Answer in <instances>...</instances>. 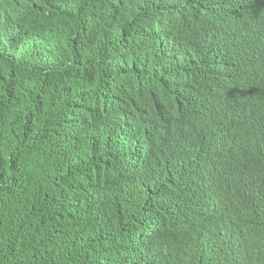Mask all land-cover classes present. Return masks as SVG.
Wrapping results in <instances>:
<instances>
[{
  "label": "trees",
  "instance_id": "obj_1",
  "mask_svg": "<svg viewBox=\"0 0 264 264\" xmlns=\"http://www.w3.org/2000/svg\"><path fill=\"white\" fill-rule=\"evenodd\" d=\"M121 1L69 0L68 22L50 39L60 45L44 46L38 57L12 47L15 35L1 47H12L16 56L3 50L0 65V264H264V193L244 177L251 209L232 221L208 216L217 175L213 183L206 178L183 138L185 146L180 137L172 145L166 133L164 140L145 142L175 155L170 165L176 171L154 190V205L134 206L122 189L125 178L145 166L131 149L145 136L135 128L139 108L155 99L154 120L180 117L188 131L190 111L197 112L205 96L181 83L182 75L212 80L229 73L244 36L264 39V2L238 0L256 15L227 44L194 27L204 43L178 70L169 44L189 32L193 14L231 0H158L153 12L150 0L146 14L142 0H126L127 11ZM261 56L264 69V47ZM124 99L137 107L122 113ZM244 152L253 154L250 167L264 165V136L238 134L233 156ZM193 175L205 179L196 195L189 193Z\"/></svg>",
  "mask_w": 264,
  "mask_h": 264
},
{
  "label": "clouds",
  "instance_id": "obj_2",
  "mask_svg": "<svg viewBox=\"0 0 264 264\" xmlns=\"http://www.w3.org/2000/svg\"><path fill=\"white\" fill-rule=\"evenodd\" d=\"M127 1H121L123 8L129 6ZM261 1L264 2V0ZM0 7H4L0 8V48L9 46L10 44H8L5 39L10 35H15L18 42L15 45L19 47L21 45V49L19 48L21 52L37 53L40 51L35 52L26 49L25 46H27V42L29 40L35 42L37 38L41 39L42 36L35 35V32L43 29L50 34L47 37L48 39L54 37L58 30L68 22V10H62V12L59 13L58 9L70 7V2L69 0H0ZM159 7L160 6L157 5V9H153L152 5L151 11L158 10ZM40 8L43 9L42 12L39 13V16L41 17L29 22V16H33L34 12ZM32 9L33 12H31ZM44 15L50 17V21L46 22L45 19L47 17H44ZM255 15L256 14L249 13L246 7L240 4L238 0H231L228 6L226 2H220L216 5L210 6L206 15L204 13H200L199 15L193 14V26L190 28L193 33L191 34L188 32L181 34L174 39L167 48V55L175 58L170 59L171 63L176 65L175 67L178 70H185L187 56L204 43L203 35L195 30V28H207L208 33L212 36L211 39L214 41H216L217 30H219L221 44H227L233 40L234 35H239V30L244 29L245 24L251 23ZM262 16H264V14H262ZM227 17L228 26L225 22ZM23 31L30 32L24 34ZM31 31L34 32L31 33ZM227 36L229 38H226ZM251 39H253V42H249ZM240 46L241 50L233 61L232 68L229 71L230 73L226 71V74L223 77L209 80L206 77H201L200 75L192 73H187L182 77L181 83H185L186 86L190 85L188 87L193 85L196 90L202 89L205 96L202 106L197 112H195L194 134L190 139L191 143H189V130H182V132H180L176 129L180 124V117L173 120L167 118L161 113L164 115L165 119L154 120L155 112L157 110L155 99H152L145 104L144 107L139 108L140 110L136 113L137 119L135 124H138V128H140V131L145 136L140 139L138 146L133 144L131 149L135 158L137 157L145 166L143 167V170L125 178V181L122 184L123 192L125 188L128 193L127 195L133 200V205L135 201L137 204H143V199L146 202H149V204L154 205V190L161 185H165L166 179L169 177V172L176 171L175 168H171L170 165L175 156L173 155L174 152L171 148L158 150L156 148H149V146L145 144L146 140L147 142H152L154 136L160 139L164 131L162 130L164 124H162V122L164 120L167 125V129L164 133L172 138V132L169 129L172 120L174 122L173 137H180V134H182V138L187 141V146L189 147L190 152L196 156L199 168L201 166L203 173L206 174V178L208 177L207 173L209 171L206 168V162H210L212 159L214 160L213 164L210 166L211 172L209 175H219L221 177V182L218 184V189L216 196L213 198V202L209 201L205 206L206 214L211 218L215 216L217 218H226L227 220L232 221L234 217L244 213L245 210L251 209L249 193L242 185L239 186V188H242L244 191L243 193H238L237 190L233 189H231L230 193L233 200L237 203L236 209L238 213L233 211L230 213L232 218H227L224 207L226 188L224 179L225 174L233 176V174L239 171V169L245 171L248 168V164H239L237 162L238 158L233 156V153L231 155H226V150L232 152L234 139L238 134L244 131L251 130L256 135L264 136V77L260 78L262 74L260 76L258 75L261 70L264 72V69L261 68V49L264 47V39H259L257 36L249 34L244 36V41L241 42ZM40 47L43 48L44 46L40 45ZM171 48L174 49V54L172 53ZM4 57L5 53L1 48L0 65ZM239 66L242 67V73L237 72ZM249 94L254 97H249ZM256 97H259V100H255V103L257 102L259 104H251L254 103ZM125 104L126 99H124L122 113L128 108L137 107L130 105L125 106ZM249 106H255V109H245ZM172 111H175V109L173 110L172 108ZM197 115L199 120L196 123ZM198 125L205 127L202 130L201 143L199 139ZM209 126H212L213 128L210 132L211 137L207 136L206 132V127ZM143 128H146L147 131H143ZM220 129H222V135L220 134V139L218 140L217 135ZM227 129L231 130V132L229 130L231 139L228 143L225 138L227 136ZM210 143L214 155L213 157L212 155L209 157V152L211 151ZM218 144L222 145L223 154L219 167H217V162H220V160L216 154ZM227 144L228 147H226ZM163 166L164 168H162ZM155 167H157L156 170L154 169ZM250 170H253L254 172L251 173L249 181L255 185L254 187H256L257 190H260V193H264V165H254ZM225 171H227V173H225ZM201 180V175H196L194 177V184L197 183L199 186ZM204 180L205 179H203V186ZM236 187L238 188V186L233 185L232 188ZM241 195H245L246 198L244 197L242 199ZM152 219H154V217H152Z\"/></svg>",
  "mask_w": 264,
  "mask_h": 264
},
{
  "label": "bare ground",
  "instance_id": "obj_3",
  "mask_svg": "<svg viewBox=\"0 0 264 264\" xmlns=\"http://www.w3.org/2000/svg\"><path fill=\"white\" fill-rule=\"evenodd\" d=\"M148 0H142V2H141V4H142V13H144V14H146L147 13V10H146V8H147V5H145V3L147 2ZM135 2L136 3H138L139 5H140V2L139 1H137V0H135ZM163 3H164V1H163ZM157 4H158V0H152V5H153V9H157ZM228 4H229V2H227V6H228ZM0 8H4V7H0ZM125 8H126V11H127V6H125ZM135 8H137L136 7V5H135ZM165 9V8H164ZM33 10V9H32ZM42 8H40V9H38V10H36L35 12H34V15L33 16H29V22L30 21H33V20H35V19H39L41 16H39V13H41L42 12ZM62 10H68L69 11V9H68V7H64V8H59L58 9V12L60 13V12H62ZM153 11H156V10H153ZM32 12V11H31ZM30 12V13H31ZM157 13L158 12H155L154 13V16L156 17V15H157ZM134 14H136L135 12H134ZM44 17H47L46 19H45V21L46 22H48V21H50L49 19H50V17H48V16H45L44 15ZM55 17H59V16H55ZM126 17H127V15H126ZM155 17H154V19H155ZM225 22H226V25L228 26V24H227V22H228V17L226 18V20H225ZM33 29V28H32ZM153 29H156V26L154 25L153 26ZM35 31V30H34ZM34 31H31V33L32 32H34ZM229 31V30H228ZM30 32V31H29ZM29 32H26V31H23V33L24 34H27V33H29ZM191 34L193 33V31H192V29L189 31ZM60 34H63V32H61ZM35 35H38V36H42V38L44 39V40H42V39H40V38H37L36 39V41L35 42H32V40H29L27 43V46H25L26 47V49H28V50H30V51H43L42 49L44 48H41L40 47V45L41 46H53V45H60L59 43H57V44H55V41H51L50 39H48L47 37L50 35L46 30H40V31H38V32H35ZM212 36H211V34L210 33H208V35H207V38H211ZM8 38H10V37H8ZM226 38H229L228 36L226 37ZM15 40V39H14ZM19 41H20V39H19ZM216 42L218 43V44H221V35H220V32H219V30H217V35H216ZM249 42H253V39H251ZM30 43H33V44H30ZM155 43H156V41H155ZM15 47L16 45L14 44V45H12V47ZM11 47V48H12ZM11 48L9 49V48H2L3 50H8L10 53H12V57H15L16 56V53H14L12 50H11ZM20 49H21V45H20V47H19ZM162 48L163 49H165L163 46H162ZM1 49V48H0ZM40 49V50H39ZM48 49H50V50H53V48H50V47H48ZM57 49H59V47H56V50ZM172 49V53L174 54V49L173 48H171ZM11 50V51H10ZM28 50H25V51H28ZM30 55L32 56V57H34V56H39V55H41V54H39V53H37V55H34V53H29V56H28V58H30ZM210 59V54H209V58H208V60ZM19 61H21V60H19L18 59V62ZM21 63V62H20ZM230 73V72H229ZM262 74V76H260ZM174 72L172 73V78H174ZM258 75L260 76V78L261 77H264V72H262V70H261V72H259L258 73ZM182 77H183V75H182ZM173 85H176V82H173L172 84H171V87L173 86ZM171 89V88H170ZM108 90H110V87L108 88ZM174 90H176V89H174ZM126 91V90H125ZM115 92L116 93H118V91L116 90V88H115ZM127 96V95H126ZM249 97H254V96H251L250 94H249ZM259 97H256L255 99H254V103H251V104H253V105H258L259 103H255V100H259L258 99ZM107 100H108V97L106 98ZM163 104V103H162ZM248 104H250V103H248ZM111 108V106H110V104H108V101L106 102V111H107V115H108V117L110 116V113H112L110 110ZM245 109H251V110H254L255 109V106H249V107H246ZM120 111V110H119ZM118 111V109H116L115 110V112H119ZM162 111H163V113H164V105H163V107H162ZM189 116H190V119H189V122H188V125H189V143H191V137L193 136V134H194V125H195V113L193 112V111H190V114H189ZM99 120V119H98ZM198 115H197V121H196V123L198 122ZM182 123H180L179 124V126H177L176 127V129H178L180 132H182V130H183V128H182V125H181ZM199 126V125H198ZM135 127H137L138 128V124H135ZM229 127V126H228ZM205 127H203V126H199L198 127V132H199V139H200V143H201V139H202V130L204 129ZM207 128V130H206V132H207V136H210L211 137V130L213 129L212 128V126H209V127H206ZM167 129V125H166V123L164 122V124H163V127H162V130H164L163 131V133L165 132V130ZM169 129H170V131L172 132V134H171V136H172V138L170 139V142H171V144L172 145H174L175 144V138L173 137L174 136V122L171 120V124H170V126H169ZM222 129H220L219 130V133H218V135H217V137H218V140L220 139V134L222 135V131H221ZM229 130L230 129H227V136L225 137L226 138V142L228 143V141L231 139V135H230V132H231V130H230V132H229ZM143 131H147L146 130V128H143ZM162 133V136H161V139L162 140H164L165 139V136H164V134ZM108 134V133H107ZM89 138H91V135L89 134ZM159 138L158 137H156V136H154L153 138H152V142H155V141H157ZM179 141H180V143L183 145V146H185L184 145V142H183V139H182V134H180V139H179ZM221 142V141H220ZM226 147H228V144H227V146ZM210 148H211V151L209 152V157L212 155V157L214 156L213 155V152H212V146H211V143H210ZM216 154H217V156H218V158H219V160H220V162H217V167H219V165L221 164V157L223 156V154H222V145L221 144H218V146H217V151H216ZM227 154H229V155H231L232 154V152L231 151H227L226 150V155ZM228 155V156H229ZM238 160H237V162L239 163V164H248V168L245 170V171H242L241 169H239V171H237L236 173H234L233 174V176H231L230 174H225V176H224V179H225V186H226V188H225V203H224V207H225V210H226V217L227 218H232V216H231V212H233V211H235V213H238V211H237V209H236V206H237V203L233 200V198L231 197V195H230V193H231V189H233V190H237V192L238 193H243L244 191L242 190V188L240 187L239 188V186H241L242 184H243V180H244V177H246L247 179H249V178H251V173H253L254 171L253 170H250L251 169V167L250 166H252L253 165V154H251V152H249V153H247V152H244V153H242V154H238ZM213 160L214 159H212L210 162H206V164H207V166H206V168L209 170L208 171V177L210 178V180H211V182H212V177L209 175L210 174V172H211V165L213 164ZM181 161H184V153L181 155ZM157 162V161H156ZM256 163V162H255ZM182 165H183V167H185V164L184 163H182ZM255 166H256V164H255ZM156 168L157 167H155L154 169L156 170ZM162 168H164V166L162 167ZM176 168V167H175ZM200 168H201V166H200ZM145 169V168H144ZM201 172H202V168H201ZM225 173H227V171H225ZM193 174H195V172L193 171ZM202 174V173H201ZM183 175H184V177H183V179L185 178V172H183ZM217 177V179L218 180H220L221 179V177L219 176V175H217L216 176ZM190 180H191V182H189V184H188V186H189V193H192V190H191V187L194 185V175L193 176H191L190 177ZM221 182V180L220 181H218L217 183L219 184ZM213 183V182H212ZM233 185L234 186H238V188L236 187V188H232L233 187ZM199 191L200 192H202V189H203V178H202V180L199 182ZM117 188V187H116ZM124 192H125V188H124ZM128 194V193H127ZM242 196V199L245 197L246 198V196L245 195H241ZM211 202H213V197H211ZM221 202V201H220ZM137 205V203H136V201L134 202V206H136ZM148 205H147V202L143 199V205H142V207H145V211H146V207H147ZM195 206V203H194V200H193V204L189 207V210L192 208V207H194ZM153 208V207H152ZM142 210H143V208H142ZM228 211L230 212V213H228ZM145 214V213H144ZM144 216V215H143ZM248 217L249 218H252L251 217V215H248ZM135 220H136V218H135ZM228 224H230L229 222H228ZM263 225V224H262ZM143 226H146V223H144V225ZM203 224H201L200 225V227H199V229L198 230H200V232H201V230H203L202 228H203ZM138 227V226H137ZM145 228V227H144ZM137 230H138V228H137ZM152 230H153V227H152ZM146 232V228L144 229V230H142L141 231V234H143V233H145ZM200 232H198L199 234H201ZM226 237V236H225ZM164 251L166 252V248L164 249ZM163 251V252H164Z\"/></svg>",
  "mask_w": 264,
  "mask_h": 264
},
{
  "label": "water",
  "instance_id": "obj_4",
  "mask_svg": "<svg viewBox=\"0 0 264 264\" xmlns=\"http://www.w3.org/2000/svg\"><path fill=\"white\" fill-rule=\"evenodd\" d=\"M56 4V3H55ZM42 39V38H41ZM42 40H44V39H42ZM192 191L194 192V195H196L197 194V192H198V189H199V187H198V185H197V183H195L193 186H192ZM228 213H230L229 211H228Z\"/></svg>",
  "mask_w": 264,
  "mask_h": 264
}]
</instances>
